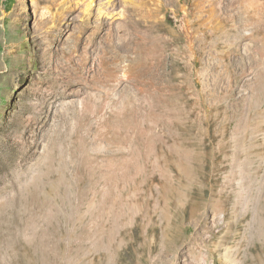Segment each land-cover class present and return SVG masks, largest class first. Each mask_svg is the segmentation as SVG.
<instances>
[{"label": "rangeland", "instance_id": "1", "mask_svg": "<svg viewBox=\"0 0 264 264\" xmlns=\"http://www.w3.org/2000/svg\"><path fill=\"white\" fill-rule=\"evenodd\" d=\"M263 205L264 0H0V264H247Z\"/></svg>", "mask_w": 264, "mask_h": 264}, {"label": "bare ground", "instance_id": "2", "mask_svg": "<svg viewBox=\"0 0 264 264\" xmlns=\"http://www.w3.org/2000/svg\"><path fill=\"white\" fill-rule=\"evenodd\" d=\"M91 1L93 2V0H91ZM252 5L253 6H251V10H254L255 8H257V7H254V4H252ZM256 21H257L256 18L254 17V15H252L251 22L255 23ZM203 226L205 229H207L208 228V222L204 221ZM204 234H205V231H204ZM250 237H249L248 241L252 239V241L255 242V245L251 244L253 246L252 247L249 246V248H248L247 264H264V205L262 207L261 216H259V217L257 216L255 219L254 229H253L252 233L250 234ZM249 243H250V241H249Z\"/></svg>", "mask_w": 264, "mask_h": 264}]
</instances>
